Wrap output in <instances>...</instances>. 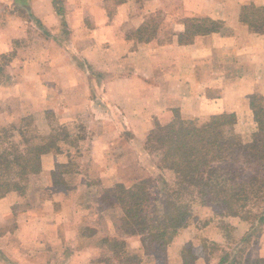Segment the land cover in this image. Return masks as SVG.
Masks as SVG:
<instances>
[{"label":"rangeland","instance_id":"obj_1","mask_svg":"<svg viewBox=\"0 0 264 264\" xmlns=\"http://www.w3.org/2000/svg\"><path fill=\"white\" fill-rule=\"evenodd\" d=\"M134 1L107 0V26L114 28L120 24L115 14L123 4L126 9L123 6L121 9L139 14L129 15L139 20L137 28H142L146 22L152 27L139 36L140 40L137 31L125 33L124 30L129 40L146 44L157 39L164 43L175 34L173 27L179 23L180 16H147L143 14L147 0ZM132 3H135L133 7ZM251 6H241L240 20L244 8L247 7L245 12L248 13ZM187 19L185 24L197 25L187 24L191 33L200 25L205 27V32L210 26L223 25L222 21H211L207 17ZM258 29L263 31L264 26ZM69 34L63 29L55 35L44 31L43 40L39 41L43 48L27 47V59L37 53L40 61L37 75L42 74L41 80L34 79L36 64L12 65L14 54L0 57V198L12 195L17 198L15 211L12 209L8 224L0 231V264H41V261L42 264L66 261L76 264H167L169 261L172 264H254L264 259L257 252L253 253L259 243L264 249V223L257 217L260 210L254 208L249 220L221 215L220 208L210 198L196 197L190 184L181 180L180 171L170 167L176 152L169 150V144L157 143L153 132L170 124L177 127L182 120L178 113H173L169 124L155 121L154 128L146 132L144 142H138L131 128L126 127L131 122L136 123L135 117L114 105V94L96 95L95 89L105 84V90L109 89L108 81H104V74L97 67L82 63L72 70L68 65H59L63 77L51 78L57 71L53 70L51 55H57V49L48 40L56 36L55 42L69 43ZM33 35L29 33L32 41ZM105 39L110 41L111 38ZM26 44L32 42L27 40ZM114 61L111 60L112 67ZM86 70L94 78H74L75 73L77 76L83 73L84 77ZM16 73L30 79L18 83ZM69 73L71 78L67 77ZM88 87L94 89V95L73 94L74 89ZM253 97L264 116V95L250 97V105ZM78 104L84 108L78 110L80 106L75 107ZM242 114L248 122L250 116L246 112ZM252 115L256 125L232 126L225 131L227 163L231 170L219 171L238 172L233 170L242 166L240 173L246 177L264 165L262 136L254 111ZM98 133L104 140L96 138ZM53 152L63 161L68 157L70 163L68 167L58 165L49 185L44 176H39L40 156ZM98 152L104 153L103 159H98ZM111 172L114 175H109ZM67 199L81 202V206L67 208L60 202L54 209L39 206L50 200ZM173 204L186 205L189 213L187 222L174 230L175 236L171 228L175 219ZM43 212L51 217L59 215L53 218L60 222L63 215H67L73 224L59 228L60 237L52 244L50 240H38L36 234L28 238L19 230L21 219L26 216L35 219L44 216ZM129 213H137L139 220L130 221ZM64 229L69 231L70 238L65 239ZM47 231L45 228L44 237L50 234ZM2 233L10 238L4 239ZM157 238L162 239L161 246H156Z\"/></svg>","mask_w":264,"mask_h":264},{"label":"crops","instance_id":"obj_2","mask_svg":"<svg viewBox=\"0 0 264 264\" xmlns=\"http://www.w3.org/2000/svg\"><path fill=\"white\" fill-rule=\"evenodd\" d=\"M107 5V0H0V57L14 54L12 65L36 64L34 79L41 80L42 74L37 75V65L40 63L37 53L27 59V47L43 48L39 41L43 40L44 31L52 35L60 33L62 29L68 31L69 43L55 42L56 36L48 40L57 49V55H51L53 70H57L51 78L63 77L59 65H68L72 70L82 63L97 67L104 74V81H108L109 89L105 90V84L95 89L96 95L114 94V105L135 117L136 123L131 122L126 127L131 128L138 142H144L146 132L154 128L155 121L162 125L169 124L174 118L173 113H178L182 120H192L201 126L209 124L214 116L231 113L237 117L236 128L256 125L250 97L264 95V30L242 23L240 9L247 5L264 8V0H147L143 14H176L180 19L173 27L175 34L168 41L160 43L156 39L146 44H137L129 40L127 34L124 35V30L126 33L140 29L137 28L139 20L129 17L139 14L121 9V6L124 7L122 4L115 14L120 24L110 28L107 26ZM182 17H185L184 21ZM189 17H207L211 21H222L223 25L218 28L210 26L206 32L191 33L185 24ZM29 33H34L33 41ZM108 37L110 41L105 39ZM27 40L32 44L27 45ZM111 60H115L113 67ZM88 70L91 69L88 67ZM16 75L15 81L18 83L25 78L30 79L23 73ZM74 76L85 80L94 78L87 70L84 77L83 73L80 76L75 73ZM67 77L71 78V73ZM88 89L77 88L73 94L87 92L94 95V89ZM17 94L20 95V92ZM83 108L80 106L78 110ZM244 112L250 116L248 122L243 118ZM37 116L40 117L39 114ZM96 138L104 140L100 133L96 134ZM96 155L98 159L104 157V153L98 152ZM40 160L39 176H44L49 185L58 165L68 167L70 163L68 157L63 161L54 152L42 154ZM109 175L114 174L111 172ZM12 196L0 198V231L8 224L11 211L16 207L17 198ZM73 200H50L39 206H45L47 210L54 209L59 202L67 208L81 206V202ZM42 214L44 216H36L35 219L32 216L21 219L19 230L28 238H34L36 234L38 240H50L52 244L60 237L58 229L67 228V224L71 223L67 215H63L60 222L53 218L58 217L57 214L52 217L47 212ZM45 228L50 233L46 237L43 236ZM4 233V239L10 238ZM64 233L65 239L70 238L69 231ZM258 245L253 253L264 257V249L260 243ZM58 264L76 263L66 261ZM167 264L172 263L169 261Z\"/></svg>","mask_w":264,"mask_h":264},{"label":"trees","instance_id":"obj_3","mask_svg":"<svg viewBox=\"0 0 264 264\" xmlns=\"http://www.w3.org/2000/svg\"><path fill=\"white\" fill-rule=\"evenodd\" d=\"M249 8L248 13L245 12L247 7L244 8L241 22L254 28L263 27L264 8L254 5ZM187 24L190 26L189 23ZM195 26L197 25L190 27ZM148 29L152 30V27H149V23L146 22L137 30V38L140 40L139 36L147 33ZM204 30L205 27L200 25L196 31ZM255 101L253 97L251 108L255 113L264 149V116L261 109L255 105ZM235 124V114H221L212 117L209 124L203 128L197 127L192 120H181L177 127L170 124L154 131L153 135L157 137V143L162 146L169 144V150L176 152L170 167L180 171L181 180L190 184L196 197L200 200L210 198L220 208L221 215L240 217L244 220H249L253 215L252 210L257 208L260 210L257 216H260L259 222L264 223V165L256 173L246 177L243 172L240 173L243 170L242 166L233 170L238 172L219 171L230 169L227 163L228 145L225 131ZM172 211L175 213V219L171 225L174 232L187 222L189 213L184 204H173ZM128 217L132 222L139 220L137 213L133 215L129 213ZM155 242L156 246H161L163 241L157 238ZM254 264H264V259L256 260Z\"/></svg>","mask_w":264,"mask_h":264}]
</instances>
